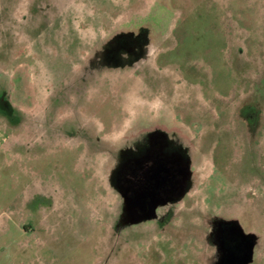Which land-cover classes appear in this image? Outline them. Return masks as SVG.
<instances>
[{
    "label": "rangeland",
    "instance_id": "obj_1",
    "mask_svg": "<svg viewBox=\"0 0 264 264\" xmlns=\"http://www.w3.org/2000/svg\"><path fill=\"white\" fill-rule=\"evenodd\" d=\"M119 33L145 56L103 66ZM3 96L0 264H264V0H0ZM155 131L188 186L129 225L111 173Z\"/></svg>",
    "mask_w": 264,
    "mask_h": 264
},
{
    "label": "flooded vegetation",
    "instance_id": "obj_2",
    "mask_svg": "<svg viewBox=\"0 0 264 264\" xmlns=\"http://www.w3.org/2000/svg\"><path fill=\"white\" fill-rule=\"evenodd\" d=\"M125 34L128 33H119L108 41L99 53L100 64L124 67L145 56L148 45L146 33L132 34L130 37H125ZM4 98L0 101L5 103ZM147 136L140 145L122 150L111 173V185L123 201L125 223L133 213L137 216L147 215L153 206H156L157 214L160 206L177 202L188 186L190 162L187 151L164 132L155 131ZM124 198L129 204L126 209Z\"/></svg>",
    "mask_w": 264,
    "mask_h": 264
},
{
    "label": "trees",
    "instance_id": "obj_3",
    "mask_svg": "<svg viewBox=\"0 0 264 264\" xmlns=\"http://www.w3.org/2000/svg\"><path fill=\"white\" fill-rule=\"evenodd\" d=\"M248 250L249 244L241 236L235 239L229 238L226 252L230 257L231 262H234V260L236 259H240V257L244 254L246 255L248 253Z\"/></svg>",
    "mask_w": 264,
    "mask_h": 264
},
{
    "label": "water",
    "instance_id": "obj_4",
    "mask_svg": "<svg viewBox=\"0 0 264 264\" xmlns=\"http://www.w3.org/2000/svg\"><path fill=\"white\" fill-rule=\"evenodd\" d=\"M132 35V33H128V34H125V37H130ZM125 199V209L129 207V204H128V200L126 198ZM127 206V207H126ZM155 208L156 206H153L151 211L145 215V216H137L136 214L133 213V215L129 216L126 223L127 224H138L146 219H149L151 217H155L156 214H155ZM132 214V213H131Z\"/></svg>",
    "mask_w": 264,
    "mask_h": 264
}]
</instances>
